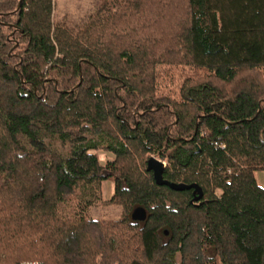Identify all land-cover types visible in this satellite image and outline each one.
Masks as SVG:
<instances>
[{
	"label": "trees",
	"instance_id": "obj_1",
	"mask_svg": "<svg viewBox=\"0 0 264 264\" xmlns=\"http://www.w3.org/2000/svg\"><path fill=\"white\" fill-rule=\"evenodd\" d=\"M52 10L0 0V264H264V0H103L75 28ZM164 66L191 72L176 96ZM108 179L122 216L92 219Z\"/></svg>",
	"mask_w": 264,
	"mask_h": 264
},
{
	"label": "rangeland",
	"instance_id": "obj_2",
	"mask_svg": "<svg viewBox=\"0 0 264 264\" xmlns=\"http://www.w3.org/2000/svg\"><path fill=\"white\" fill-rule=\"evenodd\" d=\"M102 2L103 0H53L52 22L53 24H63L69 28L84 25L87 23L89 16L93 15L99 9ZM186 74H191V72L179 67H160V90L176 96ZM94 153H96L101 164L114 158L112 153L102 149L95 150ZM163 162L166 166V161L163 160ZM254 177L257 184L264 187V170H256ZM112 191V180H104L101 183L99 191L96 193L99 196V200L92 203L87 209V214L90 218L104 221L118 220L121 218L123 213L121 206L104 203V201L110 198ZM216 193L220 194L221 192L217 189Z\"/></svg>",
	"mask_w": 264,
	"mask_h": 264
},
{
	"label": "water",
	"instance_id": "obj_3",
	"mask_svg": "<svg viewBox=\"0 0 264 264\" xmlns=\"http://www.w3.org/2000/svg\"><path fill=\"white\" fill-rule=\"evenodd\" d=\"M164 167V162L154 156H150L146 161V170L151 172L153 180L157 185H166L170 189L176 191L191 189L193 196L192 201L201 199L203 193L201 187L197 183L186 184L168 181L164 179L162 175ZM146 216V210L141 206L135 207L130 213V218L134 221H144Z\"/></svg>",
	"mask_w": 264,
	"mask_h": 264
},
{
	"label": "built area",
	"instance_id": "obj_4",
	"mask_svg": "<svg viewBox=\"0 0 264 264\" xmlns=\"http://www.w3.org/2000/svg\"><path fill=\"white\" fill-rule=\"evenodd\" d=\"M20 264H43V263L38 260H27V261L21 262Z\"/></svg>",
	"mask_w": 264,
	"mask_h": 264
}]
</instances>
